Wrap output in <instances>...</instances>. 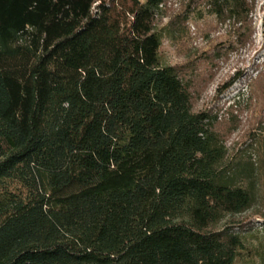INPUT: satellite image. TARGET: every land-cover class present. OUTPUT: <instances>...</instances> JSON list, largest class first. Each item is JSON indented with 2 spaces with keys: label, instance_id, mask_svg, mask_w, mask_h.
Instances as JSON below:
<instances>
[{
  "label": "trees",
  "instance_id": "16d2710c",
  "mask_svg": "<svg viewBox=\"0 0 264 264\" xmlns=\"http://www.w3.org/2000/svg\"><path fill=\"white\" fill-rule=\"evenodd\" d=\"M166 2L0 0V264H234L261 172L162 63Z\"/></svg>",
  "mask_w": 264,
  "mask_h": 264
},
{
  "label": "rangeland",
  "instance_id": "374dc122",
  "mask_svg": "<svg viewBox=\"0 0 264 264\" xmlns=\"http://www.w3.org/2000/svg\"><path fill=\"white\" fill-rule=\"evenodd\" d=\"M157 28L162 63L180 69L195 110L217 117L229 160L261 172L255 205L227 220L244 240L234 264H264V0H252L243 21L218 18L207 0H167Z\"/></svg>",
  "mask_w": 264,
  "mask_h": 264
}]
</instances>
